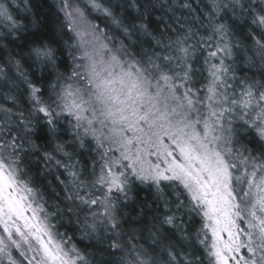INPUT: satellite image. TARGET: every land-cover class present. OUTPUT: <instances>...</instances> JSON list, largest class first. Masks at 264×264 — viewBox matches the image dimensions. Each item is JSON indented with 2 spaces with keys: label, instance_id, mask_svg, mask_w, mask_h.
<instances>
[{
  "label": "snow or ice",
  "instance_id": "snow-or-ice-1",
  "mask_svg": "<svg viewBox=\"0 0 264 264\" xmlns=\"http://www.w3.org/2000/svg\"><path fill=\"white\" fill-rule=\"evenodd\" d=\"M44 3L0 0V264H264V0Z\"/></svg>",
  "mask_w": 264,
  "mask_h": 264
},
{
  "label": "trees",
  "instance_id": "trees-1",
  "mask_svg": "<svg viewBox=\"0 0 264 264\" xmlns=\"http://www.w3.org/2000/svg\"><path fill=\"white\" fill-rule=\"evenodd\" d=\"M51 2L52 0H45L42 10L46 11ZM190 3L197 12L201 10V7L198 6V0H190ZM176 15L180 16L182 19L187 18L188 22L192 23L193 14L189 13L187 10L178 11ZM164 19L173 27L176 26L175 21L170 19L168 16H165ZM237 35L240 39L243 40L242 34L238 32ZM21 103H23V101H21ZM26 166L33 177L35 185L43 193V197L47 201L49 210L55 212L57 208H59V210L64 213V215L60 219L55 220L54 222L57 223L58 226L61 224L64 225V227L60 228L61 232L67 231L69 235H72L73 228L75 227L74 218L67 214L66 205L69 202L65 200L63 185H61L59 180L57 179L58 175L61 180L64 179L62 172L56 169L51 164L46 163L38 156L30 157L29 160L26 161ZM144 195H147V193H140L141 197H143ZM70 220H72L73 222L69 223ZM77 243L81 248H84L87 244V241L81 243L79 240H77ZM89 251H95V249H89Z\"/></svg>",
  "mask_w": 264,
  "mask_h": 264
}]
</instances>
